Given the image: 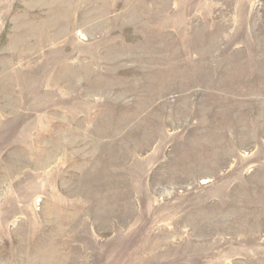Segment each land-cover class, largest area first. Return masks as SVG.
I'll list each match as a JSON object with an SVG mask.
<instances>
[{"label": "rangeland", "instance_id": "374dc122", "mask_svg": "<svg viewBox=\"0 0 264 264\" xmlns=\"http://www.w3.org/2000/svg\"><path fill=\"white\" fill-rule=\"evenodd\" d=\"M0 264H264V0H0Z\"/></svg>", "mask_w": 264, "mask_h": 264}]
</instances>
